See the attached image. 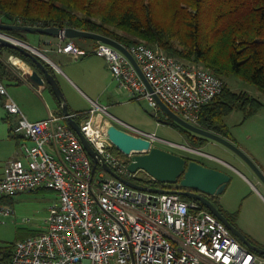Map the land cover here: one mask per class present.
Listing matches in <instances>:
<instances>
[{
    "label": "built area",
    "instance_id": "built-area-1",
    "mask_svg": "<svg viewBox=\"0 0 264 264\" xmlns=\"http://www.w3.org/2000/svg\"><path fill=\"white\" fill-rule=\"evenodd\" d=\"M57 49L75 57H102L119 89L145 98L155 108L159 107L157 95L182 119L195 125H199L202 107L224 86V80L202 64L185 62L142 42L127 49L152 90L131 60L109 43L97 40L90 47H81L65 38L59 40ZM18 58H10V62L20 66L15 62ZM0 94L7 97L4 106L8 113L17 115L16 133L31 141L22 144V156L9 159L4 166L0 214L11 213L2 206V198L37 188L57 193L42 231L15 241L10 264H264V255L242 244L198 200H187L175 192L131 187L102 167L106 163L134 182L133 178L142 175L128 169L132 152L120 155L112 150L107 127L113 122L107 117L112 116L107 106L93 103L79 122L82 133L101 157L93 170L90 156L65 115L50 111L43 119L29 120L7 95L1 81ZM115 119L127 127L123 130L145 136L151 144L164 141L153 132ZM143 173L150 181L148 187L176 188Z\"/></svg>",
    "mask_w": 264,
    "mask_h": 264
},
{
    "label": "trees",
    "instance_id": "trees-1",
    "mask_svg": "<svg viewBox=\"0 0 264 264\" xmlns=\"http://www.w3.org/2000/svg\"><path fill=\"white\" fill-rule=\"evenodd\" d=\"M160 13L169 17L161 20L158 16ZM0 21L23 25L71 26L108 36L126 47L143 40L147 45L162 48L182 60L202 64L222 78L224 86L219 94L202 107L198 123L232 141L224 117L239 109L246 118L263 106L262 101L247 91L232 90L225 78L238 77L264 92V0H0ZM5 32L27 41L21 30L9 29ZM8 55L19 57L42 73L30 57L18 49L0 45L1 82H22L7 63ZM37 57L56 76L52 65ZM45 85L53 94L51 86L48 83ZM57 102L60 109L57 113L62 114L61 102ZM69 111L79 122L88 115L87 112ZM172 124L194 147L203 146L208 139L176 122ZM114 149L122 155L115 146ZM133 179L142 185L150 183L144 173ZM10 197L2 198L1 202H6ZM214 197L211 199L215 205L236 226L234 215L227 214ZM41 231L30 230L20 239ZM245 236L264 248L263 244ZM14 245L15 242L0 245V264H10Z\"/></svg>",
    "mask_w": 264,
    "mask_h": 264
},
{
    "label": "rangeland",
    "instance_id": "rangeland-1",
    "mask_svg": "<svg viewBox=\"0 0 264 264\" xmlns=\"http://www.w3.org/2000/svg\"><path fill=\"white\" fill-rule=\"evenodd\" d=\"M158 16L161 20L169 17L165 13L162 15L160 13ZM22 33L25 35L29 44L35 43L37 38L42 37V34L37 32L23 31ZM0 35L2 34L0 33ZM76 39L78 41H94V39L87 37H76ZM141 42L145 43L143 40L139 43ZM44 54L52 58L57 64V67H54V69L57 73L56 75L60 77H58L59 85L68 105V109L84 113L82 110L87 109L89 106L81 109H75L74 106L75 104H87V102H85L81 96H75L73 94L75 103L73 105V103H70L71 98H68V95H66L61 85V77H66L62 65L57 63L56 57L53 54L48 52ZM11 56L13 55H8L6 61L12 68L17 69L15 68L16 66L10 62ZM183 61L188 62L191 60L184 59ZM225 81L232 90L247 91L263 102L261 109L249 117L245 118L243 111L239 109L231 111L224 117V121L229 127L234 143L252 159L260 169H263L264 92L256 85L235 76L225 78ZM2 83L5 86L7 95L11 98L14 97V90L19 94L22 93L25 95L26 93L22 92L23 90H27L26 82L15 83L3 80ZM44 94L45 97L52 95L48 87L45 89ZM6 99L7 97L5 95L0 94V171L8 158L12 156H22L21 148L23 143L31 144V141L26 139L21 133H16L14 129L16 122L13 120L10 122L9 117H7V109L4 106ZM32 99H34L32 101H34L33 103L36 106L35 112H37L41 109V106L37 104L38 101L36 98ZM24 100H27V98ZM56 103L57 106L54 107V111L59 112L60 109L57 100ZM98 103L100 105H106L108 113L124 123L144 132H153L157 137L164 140H155L152 142V145H156L176 154L187 153L197 158L199 156L206 166L215 163L221 168H226L231 179L224 191L216 195L219 199L218 202L227 214L234 215L236 227H238L243 234L249 236L255 242L264 245V184L258 176H255L251 167L237 153L224 144L212 139H210V143L208 144L199 148H193L188 138L174 126L172 122H163L168 121V117L160 106L156 108L152 107L143 97L138 98L131 95L129 96L125 93L123 95H118L112 102L99 101ZM90 106H93V104ZM99 115V113H96L97 118H99ZM107 117L116 126L127 129L123 123L119 122L114 117L110 115ZM112 150L117 153L115 149ZM18 151L19 153L17 154L16 152ZM197 151H203L213 157L198 155ZM140 173L143 174L142 171H140ZM7 199L6 202L2 203V206L8 207L11 213L9 215L0 214V245L7 242H15L26 235L30 230L41 229L44 226V219L48 215V207L51 203L56 201L57 193L52 189L39 188L14 194Z\"/></svg>",
    "mask_w": 264,
    "mask_h": 264
},
{
    "label": "water",
    "instance_id": "water-1",
    "mask_svg": "<svg viewBox=\"0 0 264 264\" xmlns=\"http://www.w3.org/2000/svg\"><path fill=\"white\" fill-rule=\"evenodd\" d=\"M9 29L43 33L46 35L58 36L60 39L87 37L90 39L109 43L121 50L131 60L132 64L137 69L140 77L142 78L148 89L152 90L151 85L144 77L135 58L127 49V47L119 41L92 31H86L71 26L59 27L23 25L4 23L0 21V33L3 35H0V45L18 49L20 52L30 57L33 62L41 69L42 73L39 72L36 68L30 66V79L38 86H43L46 83L51 86L55 98L61 102L62 114L66 116L68 124L76 132L84 149L90 156L94 170L101 157L97 153V151L94 150L89 140L82 133L79 122L71 116L56 76L49 72L48 68L40 59H38L37 56L45 59L48 63L50 62L46 59L45 54L36 47L30 45L24 40L10 36L9 34L5 33V31H3ZM11 58L14 59L15 56H12ZM155 98L162 111L168 117V121L163 122H176L196 135L216 140L229 147L251 167L253 172L264 184V171L260 169L257 164L254 163V161L250 159L232 140L226 138L221 134L205 129L200 125H195L182 119L178 114L172 111L157 95H155ZM107 134L112 144L120 152L124 154H129L132 152L130 161L128 163V169L130 172L133 173L136 171H143L161 183L175 184L177 186H180L181 188H189L196 190L197 192L184 191L178 188L164 189L158 187H148L146 185H142L122 177L106 163H103L102 167L109 174L123 180L127 185L137 189L149 190L153 192H175L180 195L191 196L192 198L198 200L201 204H203L211 213H213L220 221H222L226 225V227L236 236V238H238L242 242V244H244L250 250L264 255V248L255 245L249 239H247L243 232H241V230L237 228L219 210V208L211 199L213 196L221 194L230 181L231 177L226 171L206 166L195 159H189L188 157L167 151L156 145H152L150 140L145 136L133 135L113 123L107 127Z\"/></svg>",
    "mask_w": 264,
    "mask_h": 264
},
{
    "label": "crops",
    "instance_id": "crops-1",
    "mask_svg": "<svg viewBox=\"0 0 264 264\" xmlns=\"http://www.w3.org/2000/svg\"><path fill=\"white\" fill-rule=\"evenodd\" d=\"M59 40L60 38L58 36L42 34V37L37 38L36 42L30 45L36 47L37 49H39L40 51L44 53L48 52V53L53 54L56 57L57 63H60V65H62V67L65 70L67 78L61 77L62 78L60 79L62 82L61 85L66 95H68V98L69 97L71 98L70 103H73V105L75 104L73 100V97H74L73 94L75 96H78V95L81 96L85 100V102H87V104L85 103L83 105L75 104L74 106L75 109L86 108L87 106H89L87 107V109L82 110L84 112H87L89 111L88 109L92 107L90 105H92L93 103H98L99 101L112 102L114 99L118 97V95H123L125 93H127L130 96V94L127 91H122L121 89L117 87L115 81L113 80L114 79L113 75L111 71L108 69L106 61L102 57H99L96 55H86V56L75 57L74 55L70 53L59 51L57 49ZM72 40H74V42L81 47H90L94 45L95 42L97 41V40L78 41L76 38H73ZM26 42L29 43L28 41ZM45 56L53 68L57 67L56 62L52 58H50L46 54ZM19 60L20 58H18V61ZM20 61H23V60L21 59ZM23 62L25 63L26 68L20 65V66L15 67L17 69L13 68V70L22 79V82L27 83V86H26L27 90L22 91V92H26L25 95L22 93L19 94L17 93V91L14 90L13 91L14 97L12 99L16 102V104L19 106V108L23 111V113L26 115V117L29 120L43 119L48 115L50 111L57 113L56 111H54L55 110L54 107L57 106V103H56L57 99L55 98L53 94L49 97L47 96L45 97L44 92H45V89L47 88L46 85L38 86L37 84H35L29 77L30 72H28V70L30 69V65H28L25 61ZM58 77L59 75H56L57 81L59 82ZM24 97L27 98V100H24L25 99ZM32 98H36V100L38 101L37 104L41 106V109L38 110L37 112H35L36 106L34 105L33 103L34 101H32L34 99ZM6 113H7V117H9L10 122L12 120L17 122V115L10 114L8 113V111H6ZM208 143H210V139H207V141L205 142V144H208ZM191 146L194 147L193 145ZM194 148H197V147H194ZM197 152H198V155L200 154L203 156L206 155V156L213 157L212 155L207 154L203 151H197ZM16 153L18 154L19 151ZM180 155L191 156L187 153H180ZM13 157H18V156H12L8 158L5 161L4 166L7 163V161ZM192 158L203 163L202 158H200L199 156L198 158L194 156ZM4 166L2 170L0 171V178L3 176ZM210 167L218 168L220 170L227 172L226 168H221L219 167V165H216L215 163H212ZM262 170L264 171V168ZM255 176L257 177L256 174ZM214 198L218 199V197L216 196Z\"/></svg>",
    "mask_w": 264,
    "mask_h": 264
},
{
    "label": "flooded vegetation",
    "instance_id": "flooded-vegetation-1",
    "mask_svg": "<svg viewBox=\"0 0 264 264\" xmlns=\"http://www.w3.org/2000/svg\"><path fill=\"white\" fill-rule=\"evenodd\" d=\"M193 148H194V147H193ZM193 148H192V149H193ZM182 156H183V155H182ZM185 157H188V158H189V157H191V156H185ZM195 160H196V159H195ZM197 161H198V160H197ZM204 165H205V164H204ZM176 188H178V189H182V190H184V191L197 192L196 190L189 189V188H181L180 186H177V185H176ZM182 196H183V198H185V199H187V200L190 199V198H191V199H194V198H192V197L189 196V195H182Z\"/></svg>",
    "mask_w": 264,
    "mask_h": 264
},
{
    "label": "bare ground",
    "instance_id": "bare-ground-1",
    "mask_svg": "<svg viewBox=\"0 0 264 264\" xmlns=\"http://www.w3.org/2000/svg\"><path fill=\"white\" fill-rule=\"evenodd\" d=\"M15 62L19 63V65H21V66L26 68V65H25V63L23 61H20V60L18 61V59H15Z\"/></svg>",
    "mask_w": 264,
    "mask_h": 264
}]
</instances>
